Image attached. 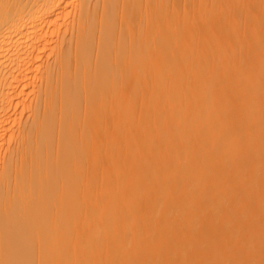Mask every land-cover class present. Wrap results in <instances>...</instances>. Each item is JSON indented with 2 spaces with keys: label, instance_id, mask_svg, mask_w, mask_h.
Returning <instances> with one entry per match:
<instances>
[{
  "label": "bare ground",
  "instance_id": "bare-ground-1",
  "mask_svg": "<svg viewBox=\"0 0 264 264\" xmlns=\"http://www.w3.org/2000/svg\"><path fill=\"white\" fill-rule=\"evenodd\" d=\"M0 264H264V0H0Z\"/></svg>",
  "mask_w": 264,
  "mask_h": 264
}]
</instances>
